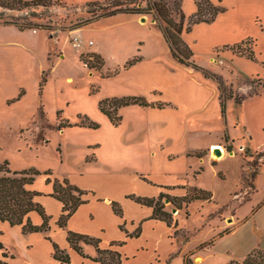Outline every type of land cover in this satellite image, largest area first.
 <instances>
[{"label": "rangeland", "instance_id": "rangeland-1", "mask_svg": "<svg viewBox=\"0 0 264 264\" xmlns=\"http://www.w3.org/2000/svg\"><path fill=\"white\" fill-rule=\"evenodd\" d=\"M49 1L48 6H33L24 14L11 13L30 14L29 21L40 29L21 32L15 26H0V163L8 162L14 172L39 171L40 189L48 178L72 185L81 182L94 188L89 192L107 196L122 209V203L131 201L129 196L158 197L161 186L184 184L204 190L213 196L210 202L192 203L176 214L165 200L174 220L172 241L157 237V230L153 235L147 226L144 238L126 241L123 264H184L202 243L192 255L194 264H204L197 259L206 251V264L243 260L257 238L249 213L264 199V157L256 152L264 150V140L250 128L244 107L231 100L222 113L217 83L172 57L164 35L167 24L153 11L80 26L92 18L88 4L105 6L109 0ZM169 13L178 24L183 10L170 7ZM188 27L185 19L182 38ZM196 63L223 76L239 97L264 89L262 79H241L247 91L239 92L230 85L227 67L207 56H198ZM43 72L48 73L45 82ZM15 96L21 101L5 103ZM124 97H141L162 108H123L116 128L99 103ZM171 103L179 108L172 109ZM79 117L99 129L64 126L78 123ZM218 142L232 145L234 154L226 150L225 157L217 159L211 158L214 153L210 157L195 151ZM254 168H261L254 188H244L243 175ZM130 210L134 214L136 208ZM237 210L239 220L231 226L228 220ZM260 238L264 247V230ZM39 239L43 240L35 251L46 258L47 242ZM84 251L95 253L92 248ZM70 263L94 264L92 257Z\"/></svg>", "mask_w": 264, "mask_h": 264}, {"label": "crops", "instance_id": "crops-1", "mask_svg": "<svg viewBox=\"0 0 264 264\" xmlns=\"http://www.w3.org/2000/svg\"><path fill=\"white\" fill-rule=\"evenodd\" d=\"M197 1L198 0H184L182 10L187 21H189L190 17H192L198 11ZM209 1L214 6L222 8L223 12L217 16L213 23H201L193 26L190 32L184 33L183 40L194 53L193 62L195 65L201 69L214 73L211 70H208L196 63L198 56L210 57L211 62L220 64L223 67H227V69L231 72L230 74L232 77V83L230 85L233 86L235 90L246 93L247 88L245 89V86L240 85L241 79H262L264 82V0ZM248 40L252 41L254 59L248 58L245 55L237 54L229 48L233 45L241 44ZM189 68L200 72L205 78L202 71L196 70L192 67ZM20 89L22 90L24 88ZM21 99L22 98L18 100L17 96L14 98L7 97L5 103L7 105H12L15 102L21 101ZM241 106L244 107L246 111V118L250 128H256L260 134V138L264 140V89L257 95L246 96V99L243 101ZM170 107L172 109H177L179 108V105L171 103ZM247 135L250 136L248 133ZM229 146L232 147V145ZM227 147L228 146L218 142L210 143L208 148H198L195 151L202 153L206 152V154L211 157V154L214 153L216 149H222L224 153L223 157H225ZM256 152L263 153L264 150ZM230 153L234 154V152ZM213 156L214 154L211 158H213ZM261 168L258 171V174L261 173ZM80 183L81 182H75L73 184L77 185L79 189L84 191H92V189L94 190V188ZM187 187L188 186L184 184L161 186L158 196L160 194H169L170 196L182 197L186 194ZM29 189L41 194V196L36 198V201L44 207L47 215L51 217V231L49 236L52 242L47 240L45 235L42 233L27 235L28 237L30 236V238L26 239L25 237L27 236L22 234L21 227H11L6 222H0V244H2L4 247V250H0V262H6L8 264H61L53 257V243L57 244L61 249L66 250L69 253L71 256V262L75 260V258H82L70 247L67 241L68 231L101 240V249H108L113 243H124V246H126L128 240H141L147 233V226H151V233H153V235L157 230V237H167L168 240L172 241L171 233L173 232V226L169 227L165 222L152 219L153 210L151 208L139 205L134 201L132 202V200L130 202L125 201L122 203L124 215L123 218H121L114 213L112 208V200H110L105 195L94 192H91V194L88 195V203L82 205L69 220L67 228L61 229L58 227L57 222L62 214L63 204L51 196L53 193V185L46 183V186L40 189L36 187L35 181V183L30 186ZM253 197L246 203L251 202ZM131 208H136L134 214L130 213ZM141 208H144L143 210H146V212L142 214ZM237 214L238 210L233 216V220H228L231 222V226L238 222L239 219L237 218ZM261 214H263V217H260ZM249 216L253 220L255 228L254 232L257 235L255 240L256 244L252 252L255 250L264 251V247H262L260 244L262 239L260 238V233L264 230V199L259 204L252 206ZM30 218L34 225L39 226L42 224V219L37 213H31ZM121 225H124V231L121 230ZM139 227H141V234L139 238H130L128 234L134 233ZM230 227L228 229H230ZM39 238H45L47 242V244L44 246L48 253L46 258L35 251L34 246L43 240ZM203 244L205 243L200 244V246ZM124 246L114 247V249L121 253L123 252L122 249ZM200 246H198V248ZM83 248L87 250L92 248L95 251V249L91 246L84 245ZM197 249H195L193 252H190L189 255L196 252ZM5 251L8 253V257L3 256V252ZM18 251L20 254H18ZM206 252H203L200 255L204 260V264H206V261L209 258V256H205ZM96 255L97 253L95 251V253H90L88 256L95 258ZM243 260L237 262H242ZM123 261H127L124 254Z\"/></svg>", "mask_w": 264, "mask_h": 264}, {"label": "trees", "instance_id": "trees-1", "mask_svg": "<svg viewBox=\"0 0 264 264\" xmlns=\"http://www.w3.org/2000/svg\"><path fill=\"white\" fill-rule=\"evenodd\" d=\"M49 2V0H0V25L15 26L20 31L38 30L41 26L29 21L30 14L15 17L11 13L18 12L24 14L33 6L46 7L51 3ZM183 2L184 0H109L105 6L98 5V3H91L88 4L87 7L89 8V13L92 15V18L86 20L80 26H87L100 19L111 18L120 14L132 16L142 15L153 11L154 15L161 18L167 24V27L164 29V35L169 44L172 57L182 65L202 71L205 78L213 80L217 83L220 92L219 100L221 111L225 114L228 101L234 100L237 104L241 105L246 99V96L239 97L235 95L223 77L201 69L194 64L192 61L194 53L182 38L184 22L186 19L184 13H181L180 22L178 24L173 23L169 15L170 7H174L176 9H179L180 7L182 10ZM144 4H146V7H144ZM197 6L198 11L190 17L188 21L189 27L186 30L187 32H190L195 25L201 23H213L217 16L223 12L222 8L214 6L209 0H198ZM229 48L237 54L245 55L248 58L254 59L251 40L233 45ZM94 59L96 62H101L100 58L96 55H94ZM137 61L138 59H135L128 63V65L132 66ZM87 67L91 68L88 64ZM47 75V72H43V82H45ZM257 94L258 93H254L249 96ZM22 95L23 92L20 96ZM19 99L20 98H18V100ZM131 106L162 108L161 105L158 106L151 104L141 97L113 98L99 103L100 111L109 119L112 126L116 128L119 127L122 122L120 110ZM59 113L62 112L60 111ZM64 126L72 128H89L93 130L99 129V126L96 123L80 117L78 123L71 124L66 122ZM227 150L230 152L233 151L231 146H228ZM260 156L264 157V152L260 153ZM259 166L260 165H257V168ZM257 168H254L252 172L246 176L243 175L244 188H254V182L256 176L258 175ZM40 175L41 173L35 169L14 172L10 169L8 162L0 163V222H6L11 227H21L22 234L25 236L42 233L46 235L47 240L51 241V238L49 237V233L51 231V217L47 215L44 207L36 201V198L41 196V194L29 189V187L35 183L36 178ZM46 175L50 176L51 174L50 172H47ZM47 183L53 185V193L51 196L63 204L62 214L58 219L57 225L61 229H66L69 220L77 212V210L82 205L88 203L87 197L91 194V192L81 190L77 186L70 184L67 180L59 181L48 178ZM128 198L139 205L151 208L153 210L152 219L165 222L169 227H171L174 224V220L172 214L166 210V206L164 204L165 200H169V202L176 209L182 210L188 209V206L195 202H210L213 196L211 193L201 189L188 188L186 194L182 197L160 194L158 197L152 198L134 196H129ZM246 201L248 202L249 200ZM112 208L117 216L123 218V209L118 202L112 201ZM31 213H37L41 217V225L36 226L33 224L30 218ZM177 226L178 224L176 223L174 227L176 228ZM120 228L124 231V225H121ZM140 234L141 227L137 228L134 233L128 234V236L130 238H139ZM67 241L70 247L79 256L85 259L90 257L85 253L83 246L86 245L93 247L97 255L95 258H92V261L96 264H123V255L118 250L114 249V247H122L125 245L124 243H113L110 248L101 249V240L72 231L67 232ZM187 241L188 239L184 240V242ZM212 245L213 244L211 243V246ZM53 249V257L56 261L61 264H70L71 258L66 250L61 249L55 243H53ZM0 250H4L2 244H0ZM192 255L193 254L187 255L184 258V264H194ZM3 256L8 257L9 255L5 251L3 252ZM234 262L237 261H232L229 264H233ZM237 263L264 264V251L255 250L242 262ZM0 264L8 263L0 262Z\"/></svg>", "mask_w": 264, "mask_h": 264}, {"label": "water", "instance_id": "water-1", "mask_svg": "<svg viewBox=\"0 0 264 264\" xmlns=\"http://www.w3.org/2000/svg\"><path fill=\"white\" fill-rule=\"evenodd\" d=\"M142 20L145 21L144 18H143ZM214 154L217 155L218 157H220L222 153H221V150H220V149H216V150L214 151ZM230 154L233 155V153H230ZM165 202H166V203H170L169 200H166ZM177 212H178L177 209H173V211H172L173 214H176Z\"/></svg>", "mask_w": 264, "mask_h": 264}, {"label": "bare ground", "instance_id": "bare-ground-1", "mask_svg": "<svg viewBox=\"0 0 264 264\" xmlns=\"http://www.w3.org/2000/svg\"><path fill=\"white\" fill-rule=\"evenodd\" d=\"M221 151H222V155L220 157L215 156V155H214V157L217 158V159H221V157H223V154H224L222 149H221ZM197 261L198 262H203L204 260L202 258H198Z\"/></svg>", "mask_w": 264, "mask_h": 264}, {"label": "built area", "instance_id": "built-area-1", "mask_svg": "<svg viewBox=\"0 0 264 264\" xmlns=\"http://www.w3.org/2000/svg\"><path fill=\"white\" fill-rule=\"evenodd\" d=\"M76 41L78 42V40H76ZM91 44H92V43H91ZM76 46H77V47H80L81 45H80V43H77Z\"/></svg>", "mask_w": 264, "mask_h": 264}]
</instances>
